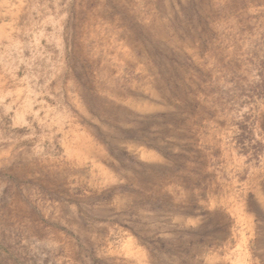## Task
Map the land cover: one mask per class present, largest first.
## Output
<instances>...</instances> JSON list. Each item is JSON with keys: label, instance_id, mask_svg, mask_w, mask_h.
I'll return each instance as SVG.
<instances>
[{"label": "rangeland", "instance_id": "374dc122", "mask_svg": "<svg viewBox=\"0 0 264 264\" xmlns=\"http://www.w3.org/2000/svg\"><path fill=\"white\" fill-rule=\"evenodd\" d=\"M0 264H264V0H0Z\"/></svg>", "mask_w": 264, "mask_h": 264}]
</instances>
